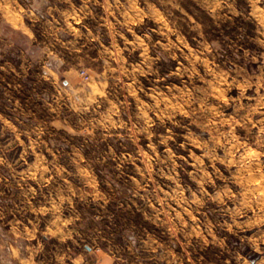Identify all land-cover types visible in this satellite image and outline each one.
<instances>
[{
	"label": "rangeland",
	"instance_id": "1",
	"mask_svg": "<svg viewBox=\"0 0 264 264\" xmlns=\"http://www.w3.org/2000/svg\"><path fill=\"white\" fill-rule=\"evenodd\" d=\"M16 2L24 11L0 12V20L7 17L17 31H30L38 46L31 55L19 46L0 52V236L13 224L31 233L32 243L49 238L48 248L65 244L75 252L87 245L94 251L87 264H99L103 253L119 264H264V222L231 232L224 226L233 223L237 210L253 219L258 213L264 217V108L258 109L264 103V0H235L237 14L225 10L220 15L227 18L220 21L208 10L212 0L203 7L181 0L201 25L203 37L191 31L183 13L175 12L187 41L185 47L171 38L178 45L175 60L167 53L156 58L153 43L167 42L156 20L145 16L129 25L132 31L122 27L123 13L134 21L146 11L144 0H120L118 5L108 0V10L104 0H52L59 11L36 22L24 14V0ZM136 36L148 45L152 67L159 69L164 102L182 109L175 123L148 111L156 133L151 140L138 131L142 123L136 119L139 104L150 109L156 102L152 77L139 74L145 55L142 49L133 50ZM204 41L213 46L207 52ZM41 49L64 60L59 73L53 70L47 80L42 78ZM198 53L207 67L195 65V76L173 74L190 67L186 57ZM237 79L251 85L244 99L241 88L233 85ZM193 84L202 96L189 86ZM125 86L137 88L136 95ZM225 88L229 91L218 100ZM94 91L95 101L88 104L76 102L73 95L86 100ZM181 96L184 102L206 100L210 108L223 103L225 110L193 119L185 104L178 103ZM113 103L117 111L111 118L123 126L108 129ZM236 103L253 113L246 124L248 112H237ZM161 137L170 138L161 143ZM203 169L210 183L201 181ZM202 183L209 197L217 190L223 195L225 183L231 195L224 196L223 205L208 201L197 211L188 202L201 196ZM197 226L199 234L189 242L185 233Z\"/></svg>",
	"mask_w": 264,
	"mask_h": 264
},
{
	"label": "clouds",
	"instance_id": "2",
	"mask_svg": "<svg viewBox=\"0 0 264 264\" xmlns=\"http://www.w3.org/2000/svg\"><path fill=\"white\" fill-rule=\"evenodd\" d=\"M25 7L27 11L24 13L28 16L29 19H32L34 22L36 21H44L47 19L48 16H51L54 11H59V9H56L53 4L52 0H24ZM106 10H108V0H104ZM145 4L147 5L146 11L138 12L137 16L138 18L136 20H130L127 17V13H123L125 15V23L122 25V27H125L128 31H132L131 27L129 25L131 23H139L145 16L149 20H156L157 23L160 24V28L158 29L159 35H162L166 39V43H160L159 41L153 43V49L156 52V58L157 60L164 59L165 53H167V58L175 60V49L178 47L176 43L172 42V37L175 36L176 41L183 44L185 47H187V41L184 39V36L181 32L180 27L177 24V17L175 16V12L183 13V17L185 19V23L188 25V27L191 29V31L196 32L198 36L201 38L203 37V31L200 24L196 22L195 19H193L192 15H189L187 11L181 6V0H144ZM209 0H193V6L200 5V6H207ZM255 3H258L259 0H254ZM120 3V0H116V4L118 5ZM134 3H139V0H134ZM235 3V0H212V5L208 9L210 14L212 15L213 19L216 21L224 20L227 18V16L220 15L221 12L227 10L232 15H236V10L233 8V4ZM9 9L13 10L14 12H22L23 9H20L16 0H0V12H7ZM81 11H84L83 9ZM88 13L85 12V15ZM66 15V14H63ZM109 15H111V11L109 10ZM75 19L79 20L80 17L75 16ZM11 24V27L9 28L8 25ZM41 27L43 28V24H41ZM107 27L110 29V32L112 30V24L109 21L107 24ZM17 29V24L13 23L11 20H9L7 17H5L4 20H0V52L6 51L8 49H12L14 47L19 46L20 48L24 49L27 54L31 55L34 46H38V42L34 40V37L30 31L27 29H23L22 27ZM68 35H71L72 33H67ZM135 35V34H134ZM89 39H98V37H89ZM114 39V37H113ZM145 39H147L150 43L152 42V36L150 32H147L145 35ZM204 51L207 52L209 48H212L213 46L207 45V42L204 41L203 43ZM136 49H142L145 55V61L143 67H140L139 74L140 75H149L153 79V84L151 88V94L152 99L156 101L155 103L151 104V108L149 109L147 106L143 105L142 103L138 105V107L141 108V111L136 115V119L138 123H142V126L138 129V131L142 132L145 137L148 140H151L156 133L153 131L154 121L150 119L147 115L148 111H152L155 113H158L161 115L162 120L171 119L174 123L176 121V117H178L181 113V108L174 107L171 104L165 103V93L163 92L164 85L162 83V78L159 73V69H154L152 65L155 63V61L151 60L148 57V45L144 43V40L141 39L139 36H136L135 43L133 45V50ZM42 55L41 59L44 61L43 63V75L42 78L44 80L49 79V77L52 75L53 70H56L57 73H59V67L64 64V60L60 59L59 56L53 55L50 52H47L45 49H41ZM189 53H191V49L189 50ZM200 54H197V57H193L191 55H188L186 58L189 60L190 67L183 68L175 73H173L176 76H195V65L198 63L205 64V67H207V64L205 61H199L198 56ZM46 57V58H45ZM108 71H113L110 66L107 68ZM126 69H122L121 72H125ZM133 82L135 83V73L129 74ZM119 79V77H117ZM221 80L216 81V86L218 87L219 84L222 82ZM122 83V81H121ZM233 85L235 87L241 88V99H244V90L247 87H250L251 85L249 83H245L243 85L240 84L239 80H234ZM193 88L194 92H197L198 95L202 96L203 94L200 93L199 89L195 88V85H189ZM264 86V85H262ZM107 87L106 81H104L101 84V91L100 94H103V89ZM139 86L137 85V88ZM137 88H132L131 86H125V91L131 92L132 95H136ZM83 91V90H81ZM177 89L173 88L172 92H176ZM229 91V89L225 88L224 92L221 93L217 99L223 100L224 93ZM96 92H92L88 94V98L86 100H80L79 96L73 93L75 96L76 102L81 104H88L89 101H95L96 98ZM149 93L145 92V95L147 96ZM185 95H190L189 93L185 92ZM215 95L214 92H209L208 96ZM178 103H184L185 107H187L188 113H190L193 116V119H195L197 116H203L204 114L208 112H212L213 114L217 111H224V104L220 103L217 104L216 107L210 108L207 106V101L202 99H192L187 102H184L183 96L180 97V100ZM203 104L204 107H194V105H200ZM233 107L236 109L237 112H248L247 109H243L242 105L239 103H236L233 105ZM259 108H264V103L258 106ZM258 109H254L253 112L257 111ZM86 110V109H85ZM117 111L116 104L113 103L108 109V112L110 113L107 117V123L105 125L106 128L111 129L113 127H117L118 125L123 126L118 121H113L111 118V114H115ZM253 113L248 112L247 115L243 116V120L245 124L247 123V120L249 116H251ZM262 119L260 120V123L264 125V112L260 113ZM264 131V129H262ZM233 133L229 131L227 138L232 139ZM170 137H161L160 142L166 143V140ZM261 147H264V144L261 145ZM213 160V163L217 162V157H210ZM221 163L223 161H220ZM173 167H175V161H173ZM203 176L201 177L202 182L210 183L208 180V173L206 169H203ZM224 191L223 195L221 191L217 190L215 192L214 196H208L207 193L203 192V183L201 184V196L200 197H194L190 202H188L189 207L192 205H195V210L199 211L203 205L211 201L217 205H223L224 204V196L230 197L231 193L228 189L227 183L225 185L221 186ZM249 206L246 205L245 208L247 209ZM187 211V208L185 209ZM191 214V213H189ZM233 215V223L232 224H226L224 225L229 232L232 231L233 227L237 228H243L245 226H253L257 222H264V217H260V214L258 213V219H253L252 217L247 216V212H241L240 210H237L232 213ZM243 216V219H240V217ZM237 220H239V223H237ZM208 231L211 234V225H207ZM173 233L177 231V229L173 226L170 229ZM50 232V230H49ZM49 233H45V235H48ZM199 234V227L193 229L191 232L185 233V238L191 240V237L194 235ZM28 239L34 238V236L29 235L27 237ZM136 240H132V247L135 248ZM5 245L3 243H0V253H4ZM132 249H130L131 251ZM152 251H156V249H151ZM30 251V250H29ZM138 251V249H137ZM9 259L8 264H12L13 259L19 260L20 259V250L18 248H10L9 247ZM20 264H30V261H24L21 260ZM169 264H175V261H169Z\"/></svg>",
	"mask_w": 264,
	"mask_h": 264
},
{
	"label": "crops",
	"instance_id": "3",
	"mask_svg": "<svg viewBox=\"0 0 264 264\" xmlns=\"http://www.w3.org/2000/svg\"><path fill=\"white\" fill-rule=\"evenodd\" d=\"M16 229L13 224H10V228L5 230L6 233L0 236V243L5 245L4 253H0V264H8L9 247L20 250V259H13L12 264H20L21 260L30 261V264H87V261L94 252L87 245L84 246V250H77L75 252L70 251L69 247L67 248L65 244L62 246L52 245L53 247L48 248L49 238H47V242L40 243L38 241L35 244L32 243L35 237L32 239L27 238L31 233H28L26 230L22 232V230ZM61 242L64 243L65 241ZM99 264L119 263L109 253H103Z\"/></svg>",
	"mask_w": 264,
	"mask_h": 264
}]
</instances>
